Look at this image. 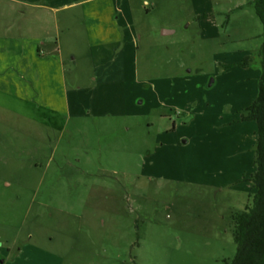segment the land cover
<instances>
[{"label": "rangeland", "instance_id": "374dc122", "mask_svg": "<svg viewBox=\"0 0 264 264\" xmlns=\"http://www.w3.org/2000/svg\"><path fill=\"white\" fill-rule=\"evenodd\" d=\"M73 1L62 74L28 80L30 116L0 103V262L225 264L253 192L252 0Z\"/></svg>", "mask_w": 264, "mask_h": 264}, {"label": "crops", "instance_id": "0c3cea01", "mask_svg": "<svg viewBox=\"0 0 264 264\" xmlns=\"http://www.w3.org/2000/svg\"><path fill=\"white\" fill-rule=\"evenodd\" d=\"M76 3L73 0H0V103L6 107L18 104L21 113L28 116L37 108L38 104L25 97L28 80L37 82L45 76L51 77L54 71L57 76L62 74L59 32L72 31L76 20L72 9ZM54 39L56 42L52 43ZM45 43L50 46V55L40 49V44ZM24 252L18 249L17 254L21 256ZM0 264H7L6 257Z\"/></svg>", "mask_w": 264, "mask_h": 264}, {"label": "trees", "instance_id": "16d2710c", "mask_svg": "<svg viewBox=\"0 0 264 264\" xmlns=\"http://www.w3.org/2000/svg\"><path fill=\"white\" fill-rule=\"evenodd\" d=\"M251 4L263 25V41L258 51L261 72L256 97L240 113L238 120L254 121L256 124L255 170L248 179L253 192L250 204L231 215L236 251L225 264H264V0H252ZM241 65H247V58Z\"/></svg>", "mask_w": 264, "mask_h": 264}, {"label": "water", "instance_id": "95a60500", "mask_svg": "<svg viewBox=\"0 0 264 264\" xmlns=\"http://www.w3.org/2000/svg\"><path fill=\"white\" fill-rule=\"evenodd\" d=\"M167 33H170L169 30H162V34H167Z\"/></svg>", "mask_w": 264, "mask_h": 264}]
</instances>
